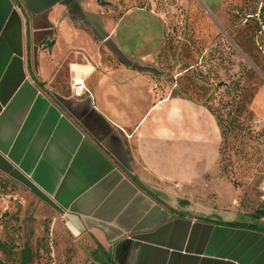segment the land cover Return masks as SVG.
Here are the masks:
<instances>
[{"label": "crops", "instance_id": "crops-1", "mask_svg": "<svg viewBox=\"0 0 264 264\" xmlns=\"http://www.w3.org/2000/svg\"><path fill=\"white\" fill-rule=\"evenodd\" d=\"M131 12L164 27L146 7L113 20L90 0H0V173L114 264H264V227L218 176L215 117L158 87L162 43L126 50Z\"/></svg>", "mask_w": 264, "mask_h": 264}, {"label": "rangeland", "instance_id": "rangeland-1", "mask_svg": "<svg viewBox=\"0 0 264 264\" xmlns=\"http://www.w3.org/2000/svg\"><path fill=\"white\" fill-rule=\"evenodd\" d=\"M90 1L113 20L132 7L162 19L164 27L150 14H124L117 37L134 28V42L125 43L129 52L155 51L162 43L146 64L158 87L198 100L228 127L218 176L234 185L250 221L264 210V0ZM257 220L264 225V217ZM0 241L10 251L0 249V264H97L102 258L93 236L75 235L61 212L2 173Z\"/></svg>", "mask_w": 264, "mask_h": 264}, {"label": "trees", "instance_id": "trees-1", "mask_svg": "<svg viewBox=\"0 0 264 264\" xmlns=\"http://www.w3.org/2000/svg\"><path fill=\"white\" fill-rule=\"evenodd\" d=\"M171 95H173L172 94V91H171ZM179 96H181V95H179ZM183 97H186V96H183ZM188 98H190V97H188ZM191 99H194V98H191ZM194 100H196V99H194ZM196 101H198V100H196ZM215 117L217 119L216 121H217L218 126L221 128V134L224 137L226 135L227 131H228V127L227 128H222V121H221V119L217 115ZM227 124H229V122ZM220 148H221V145L219 147V153H220ZM251 216L253 218H255L256 221H258L257 219L264 217V210H262V209L256 210L255 213L253 215H251ZM253 218H251V220L248 223H246V224L248 226H252L253 225L254 227H256L257 226V223H256V221ZM235 224H237V223H235ZM262 227H264V225H262ZM97 247L101 251V254H102V258H99V259L97 258L99 260L97 264H114V262L112 260V256L109 253H106L103 250V248L101 247V245H97ZM0 249L3 250V251H9V247L5 243H3L1 241H0Z\"/></svg>", "mask_w": 264, "mask_h": 264}, {"label": "built area", "instance_id": "built-area-1", "mask_svg": "<svg viewBox=\"0 0 264 264\" xmlns=\"http://www.w3.org/2000/svg\"><path fill=\"white\" fill-rule=\"evenodd\" d=\"M81 82L80 81H73V87L75 90L80 89L81 88Z\"/></svg>", "mask_w": 264, "mask_h": 264}, {"label": "water", "instance_id": "water-1", "mask_svg": "<svg viewBox=\"0 0 264 264\" xmlns=\"http://www.w3.org/2000/svg\"><path fill=\"white\" fill-rule=\"evenodd\" d=\"M97 1H98V3H100V4H104V3H105L103 0H97Z\"/></svg>", "mask_w": 264, "mask_h": 264}]
</instances>
